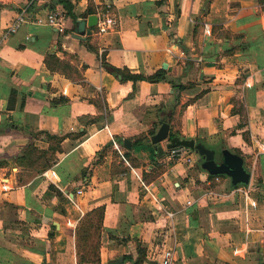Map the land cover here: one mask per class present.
Instances as JSON below:
<instances>
[{
	"label": "crops",
	"instance_id": "crops-1",
	"mask_svg": "<svg viewBox=\"0 0 264 264\" xmlns=\"http://www.w3.org/2000/svg\"><path fill=\"white\" fill-rule=\"evenodd\" d=\"M70 1L76 19L60 0H0V264H80L79 226L100 207L101 264H162L168 247L173 264H263L264 0ZM104 13L115 29L75 36ZM156 68L168 78L126 77ZM174 79L186 87L170 131L242 155L249 184L211 176L199 155L170 161L169 138L162 157L149 138L135 144L177 102ZM40 130L63 135L62 150L24 179L18 156L50 147Z\"/></svg>",
	"mask_w": 264,
	"mask_h": 264
},
{
	"label": "trees",
	"instance_id": "trees-1",
	"mask_svg": "<svg viewBox=\"0 0 264 264\" xmlns=\"http://www.w3.org/2000/svg\"><path fill=\"white\" fill-rule=\"evenodd\" d=\"M60 1H61V3H63L64 7L67 9V12L69 13V15L72 18L76 19L77 15L74 11L75 5L70 0H60ZM4 6H9V5L0 3V7H4ZM46 6L49 7L50 9H54L53 5L46 4ZM25 7L27 8V11L32 10L34 8V4H33V2H30L29 4L27 3V5ZM88 10L91 13L97 12V10H95L91 7H89ZM91 48L94 51H99L98 47H96V46H91ZM103 60H104V63L106 65L104 54H103ZM57 61H59V59L56 56V54H50L46 59L47 65L52 70H54L56 68L57 64H59V62L56 64ZM168 73H169L168 69L156 68V70L154 72H151L148 74H142V73L127 74L126 77L127 78L129 77L130 79H133L134 81H136L138 79H146V80L155 82V81L167 79ZM172 82L174 83L175 87H177V89H178V100L175 104H173V105L169 104L166 107H163L159 110V117L161 119L164 118V120H166L168 122L172 121L171 120L172 119V114H171L172 107L178 105V103L181 102V91L183 89H185V87H186V85L183 84L182 82H180L179 80L174 79V80H172ZM10 105L12 106V103ZM3 126L5 127V126H7V124L0 123V127H3ZM155 131H156L155 125H153L152 127L146 126L145 131L139 132L140 135L136 136L135 144L142 143L146 139L150 138V136ZM32 133H33V135L35 134V135L40 136V137L44 138L45 140L49 141L50 142L49 149H47V150L40 149L38 146H36L35 143H30L27 146V148H25L23 153L18 156L17 161L20 163L23 159H28L30 153H33L34 151H36V152H38L36 159L40 160V159L44 158L45 156L48 157L47 162L44 163L42 165V167H39V169H44V168L54 164L55 162H57L58 158H57V155L55 154V152L62 150L61 143H62V140L64 139V136L60 135L58 133L49 131V130H46V131L40 130V131L32 132ZM174 135H179L181 137H184L183 135L171 130L170 131V137H172ZM116 140L118 142H122L124 140V138H123V136H117ZM197 140L202 141L201 139H197ZM124 154H125V156H131V152L128 150H125ZM30 164H34V162L30 161ZM211 176H214V175H211ZM103 214H104V208L103 207L97 208V209L93 210L91 213H89L86 216L87 218H85L81 222V225L79 226V230L81 231V236H83V238H80V236H79V254H80L79 255V263L80 264L81 263H84V264H101L99 254L97 252L99 249V237H100V233H99V231L97 232V229H99L101 227V220H102ZM82 240L84 241V244H80Z\"/></svg>",
	"mask_w": 264,
	"mask_h": 264
},
{
	"label": "water",
	"instance_id": "water-1",
	"mask_svg": "<svg viewBox=\"0 0 264 264\" xmlns=\"http://www.w3.org/2000/svg\"><path fill=\"white\" fill-rule=\"evenodd\" d=\"M98 19L99 16L97 14L89 15L86 22L85 20L80 19L77 22V32L75 36L81 37L84 33L91 34L93 32L92 27L97 25ZM87 26H89V28H87ZM170 128V122L161 119L159 128L148 139V141L156 144L158 157L165 155L166 150L161 145V142L169 138L166 149L184 146L196 151L200 157L202 168L211 175L228 176L232 187H236L237 185H247L251 182L252 174L246 167L245 160L242 155L233 152L226 147H222L218 150L217 148L209 146L196 138L181 137L179 135L170 137ZM123 144L126 148H132V141L129 138H125L123 140Z\"/></svg>",
	"mask_w": 264,
	"mask_h": 264
},
{
	"label": "built area",
	"instance_id": "built-area-1",
	"mask_svg": "<svg viewBox=\"0 0 264 264\" xmlns=\"http://www.w3.org/2000/svg\"><path fill=\"white\" fill-rule=\"evenodd\" d=\"M26 12H27L26 7L20 11V14L17 17L15 23L10 28L12 31L16 30L17 27L21 24ZM59 16H60L59 12L51 11L48 17L49 22L52 24H55ZM117 24H118V20L115 15L110 14V13H104L103 16L99 17L98 19V23L96 25L97 32L102 33V32L115 29L117 27ZM196 155H198L196 151L190 148L184 147V146L173 147V148L168 149L167 151V158L170 161L178 160V159H185L187 161H191L194 159ZM76 193L81 194L82 189L81 188L77 189ZM161 253H162V264H173L174 249L172 247L164 248Z\"/></svg>",
	"mask_w": 264,
	"mask_h": 264
},
{
	"label": "rangeland",
	"instance_id": "rangeland-1",
	"mask_svg": "<svg viewBox=\"0 0 264 264\" xmlns=\"http://www.w3.org/2000/svg\"><path fill=\"white\" fill-rule=\"evenodd\" d=\"M58 152L59 151H56L55 152V154L57 155V158H58ZM37 155H38V152H36V151H34L33 153H30L28 159H23L20 162V163L23 164V167H21L19 169H18V167L15 164H11L10 167H12L14 169V167L16 166L17 168H15V169H17V171H21V177L25 179L28 176H30L31 172H34V171H36L37 168L42 167V165L44 163H46L47 160H48V157L47 156H45L44 158L38 160V159H36ZM30 161H33L34 164H30Z\"/></svg>",
	"mask_w": 264,
	"mask_h": 264
}]
</instances>
